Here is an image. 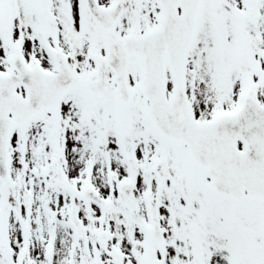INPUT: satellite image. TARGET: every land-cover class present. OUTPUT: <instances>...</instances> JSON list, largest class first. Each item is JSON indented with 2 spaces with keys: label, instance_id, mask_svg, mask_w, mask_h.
<instances>
[{
  "label": "snow or ice",
  "instance_id": "obj_1",
  "mask_svg": "<svg viewBox=\"0 0 264 264\" xmlns=\"http://www.w3.org/2000/svg\"><path fill=\"white\" fill-rule=\"evenodd\" d=\"M0 264H264V0H0Z\"/></svg>",
  "mask_w": 264,
  "mask_h": 264
}]
</instances>
